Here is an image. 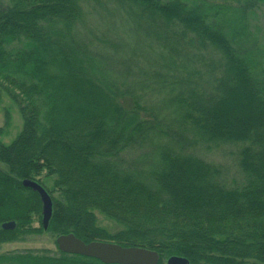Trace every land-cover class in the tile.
<instances>
[{
    "label": "trees",
    "instance_id": "obj_1",
    "mask_svg": "<svg viewBox=\"0 0 264 264\" xmlns=\"http://www.w3.org/2000/svg\"><path fill=\"white\" fill-rule=\"evenodd\" d=\"M79 1L0 0V77L12 83L24 100L17 103L20 133L9 144L0 143L4 168L0 170V217L23 212L22 203L27 201V234L41 232L31 228L32 217L40 210L38 195L27 189L25 197L21 181H35L48 173L57 177L54 188L62 199L61 203L51 199L47 232L53 236L82 229L88 241L104 240L160 256L169 247L189 264L264 263V69L253 73L254 62L245 63L238 52L250 45L245 28L241 29L245 17L236 22L235 13L219 12L232 9L227 5L209 4L212 12L207 8L194 12L170 2L129 0L180 26L229 64L227 80L211 99L206 95L214 85L207 72L196 82L189 71L183 75L184 65L199 58L193 60L181 44L169 40L163 50L184 52L182 66L163 57L155 63L158 71L147 70L157 77L144 82L151 91L146 101H159L164 95L171 101L180 90L199 95L182 102L190 112L192 142L178 133L167 112L155 113L145 103L139 104L143 100L136 96L140 82L126 83L121 77L123 65L134 74L141 68L135 64L146 63L137 61L141 50L133 46L135 34L126 46L113 45L121 38L116 24H110L113 41L102 26L100 31L88 30L99 22L84 20ZM250 2L264 0H244L238 7ZM129 22L122 23L139 29ZM228 22L233 27L225 28ZM144 41L140 43L144 49L155 42ZM127 47L133 48L135 57L124 56ZM185 47L196 48L191 39ZM194 69L190 68L193 74ZM103 93H111L112 101L103 99ZM122 93L138 100L132 113L123 109ZM71 96L90 112L79 109L70 116ZM142 113H149V120ZM133 116L142 121L135 118L133 125ZM119 122L122 130L112 126ZM217 145L232 149L239 183H228L227 169L200 156L201 149L211 152ZM139 147L153 158L141 167H125L120 154ZM96 214L120 223L125 231L108 235L94 227ZM86 225L91 229H84ZM87 261L100 264L80 256H27V264Z\"/></svg>",
    "mask_w": 264,
    "mask_h": 264
},
{
    "label": "rangeland",
    "instance_id": "obj_2",
    "mask_svg": "<svg viewBox=\"0 0 264 264\" xmlns=\"http://www.w3.org/2000/svg\"><path fill=\"white\" fill-rule=\"evenodd\" d=\"M161 3L170 2L171 4L178 5L179 7L185 9V10H193L194 12H202L205 8L209 9V4H217L214 5L216 7L227 5L228 7L232 9H225L223 8L219 12H233L235 13V21L238 22V18L241 19V17H245L246 19L244 25L241 27L245 28L248 37L250 40V45H247V48L239 49V53L242 57V60L245 61V63H251L254 62V70L253 73L262 71L264 69V2H256L255 4L253 2H250L248 4L243 5V7L239 6L241 2L244 0H158ZM209 1L211 3H209ZM243 4V3H242ZM79 9L81 10L80 14L82 13L84 20L85 18L87 20H93V23H98V25H93L94 29H88V30H99L102 26L103 31L107 30V37L110 39L112 36V28L110 27L111 22L113 21L116 24V30L117 33L121 34V38L119 40L115 39L113 41V45H122L126 46L129 42V39L131 40V36L135 34V41L134 45L141 50L137 57V61L140 62H146L142 67L141 64H135L138 69L137 73L132 72L130 67L127 65H123L120 72H124V76H121L125 78V82L128 83L129 80L132 82H140L142 85L140 87H136L138 90L137 97L138 100L143 98L142 103L139 104H146V109L149 108L151 111L157 113L158 109H161L163 112H167L169 118L173 123L176 125H173L174 128L178 131V133L187 138L189 141H195L193 138V134L191 131H189V110L188 106L186 104H182L183 100L188 101L190 98L195 99L198 94L196 92L188 91V90H180L177 91L175 98L170 101L169 96L164 95L159 98V101H146V97L151 95V91L146 85H144V82L149 79V81H154L157 77L156 73L153 74V72H148L147 70H154L158 71V68L156 67L157 63L160 58H165L168 63L171 64V62H175V65L182 66V58H184V52L182 53H170L167 54V51L163 50V47H166L169 40L173 41L174 43H177L176 45L181 44V48L184 51L183 47L191 52V55L193 56L192 59L199 58L198 62L195 61L189 62V66L186 67L184 65L183 75L186 76V72L189 71L191 78L195 80H198V78L201 77V74L204 72H207L212 79V83L214 85L213 89H210L208 94L206 95L207 99H211L212 97H215L218 95V93L221 90V87L223 83L227 80L229 70V64L227 65L226 60L224 61L221 54L212 49L207 44H204L203 47L200 46L199 39L192 36L189 32L183 30L180 26L175 24H168L166 21H163L158 15L149 13V11L143 10L139 6L135 5L134 3H131L129 0H80L79 1ZM209 12H212L209 9ZM214 12V11H213ZM116 14V15H115ZM118 17L117 21L114 19V17ZM89 17V18H88ZM129 19L131 24L136 23L139 27V29H134L132 25L128 23H122L125 20ZM88 21V22H89ZM129 22V23H130ZM123 24L125 26H123ZM128 24V25H127ZM236 25V24H235ZM223 26V25H222ZM225 28L233 27V23L228 22L224 25ZM240 28V27H239ZM79 29V24L77 27V31ZM143 29V30H140ZM100 31V30H99ZM100 33V32H99ZM98 35V34H97ZM144 38L146 40L144 41ZM148 39H152L155 41L151 47H148L147 49L142 48V43H148ZM191 39L195 43L194 49L185 47L187 42ZM202 44V43H201ZM199 48V49H198ZM124 56H136L135 52L132 47L124 48ZM152 51V52H151ZM151 52V55H150ZM215 54V55H214ZM145 56H148L147 58H144ZM108 57V56H107ZM143 59H146L144 61ZM191 58L187 59L189 61L192 60ZM186 60V61H187ZM252 60V61H250ZM212 62V63H209ZM188 64V63H187ZM257 64V67H256ZM256 67V68H255ZM190 68H195L196 71L194 74L190 71ZM101 70L100 68H97ZM102 71V70H101ZM119 72V73H120ZM97 73V72H96ZM100 72H98L99 74ZM116 74V73H115ZM205 74V73H204ZM256 75V74H255ZM112 77V76H111ZM114 79V76L112 77ZM134 79V80H132ZM145 86V87H143ZM76 89V88H73ZM83 89V88H81ZM200 92V91H199ZM103 99H106L108 102L112 101L111 93H103L101 94ZM121 96H123V109L126 108V111H131V113L134 110L135 107L138 106V100L134 98L132 95H127L122 93ZM149 98V97H148ZM205 97H200L201 100L206 101L207 99H203ZM104 100V101H106ZM130 101V102H129ZM186 101V102H187ZM24 104L23 97L21 96V93L16 89V87L8 82L2 79L0 77V143H3L5 145L9 144L17 134L20 133L22 129V119L18 111V104ZM137 103V104H136ZM70 105V110H68L69 115H77L79 109L80 110H87V113L89 109L83 105H80L79 101L75 99L73 96H71L70 101L68 102ZM115 108L118 109L116 103ZM105 107V105H104ZM111 107H113L111 105ZM120 107V106H119ZM106 108V107H105ZM131 108V109H130ZM121 109V107H120ZM149 114V113H148ZM148 114L142 113L141 116H143V119H148ZM65 116V115H64ZM69 118V117H68ZM67 118V119H68ZM130 118V117H129ZM133 118V119H132ZM132 123L134 125V121L136 117H132ZM137 121H142L140 118H136ZM131 122V121H130ZM112 126H116V130H122L120 122L112 123ZM187 129V131H186ZM209 148V146H205ZM200 156L205 158L207 161L213 162L216 165L222 166L224 169H227V182L231 183H239V176L235 173L237 172V169L233 166V152L231 148L228 147H222L221 149L217 146L212 147L211 152L204 151V149H201ZM197 152V151H196ZM148 155V151L143 148H135L130 149L127 151H123L118 159L124 162L125 167H141L143 164H146L148 160L153 158V156H146ZM199 155V154H198ZM0 169L4 170L2 164H0ZM238 173V172H237ZM56 176L52 175L49 176L48 173L43 175H40V177L35 178L36 182L40 183V186L43 187V189L47 192L49 197L56 200L55 203H59L62 199L60 198V195L57 192V189L54 188V182L56 180ZM233 183V184H234ZM233 187V185H232ZM61 203V202H60ZM40 210L35 217L33 216L31 227L37 226V221L39 223L41 218V204H39ZM97 228L103 229L106 234L108 235H116L121 234L125 231V228L118 222L109 220L107 218H104L103 216L97 215L95 216V223L93 225ZM91 226L86 225L84 229H91ZM73 235H77L78 238L84 239L85 242H93L88 241L85 239V235L83 233L82 229H74L72 232ZM71 233V234H72ZM65 235V234H62ZM81 239V240H82ZM55 237L50 233H36V234H27V252H32L36 254H44L46 252V255H58L56 254L54 242ZM96 242H104V243H113L108 242L104 240L96 241ZM114 244V243H113ZM123 247V246H121ZM42 252V253H41ZM162 256L159 255V261L157 264H166L167 260L170 257H179L183 258L179 255V253H175L172 251L169 247L168 249H165L163 253H161ZM88 262V261H87ZM241 264H264V263H256L255 261L251 260H245L240 261ZM87 264V263H85ZM88 264H97L96 262H88ZM101 264V263H100ZM236 264H239V262H236Z\"/></svg>",
    "mask_w": 264,
    "mask_h": 264
},
{
    "label": "water",
    "instance_id": "obj_3",
    "mask_svg": "<svg viewBox=\"0 0 264 264\" xmlns=\"http://www.w3.org/2000/svg\"><path fill=\"white\" fill-rule=\"evenodd\" d=\"M21 185L38 195L41 204V225L46 230L52 215L51 198L35 181L26 179L21 181ZM55 243L58 250L64 254L96 260L101 264H157L159 261V255L155 251L96 241L84 243L73 234L60 235ZM166 264H189V262L185 258L170 257Z\"/></svg>",
    "mask_w": 264,
    "mask_h": 264
},
{
    "label": "flooded vegetation",
    "instance_id": "obj_4",
    "mask_svg": "<svg viewBox=\"0 0 264 264\" xmlns=\"http://www.w3.org/2000/svg\"><path fill=\"white\" fill-rule=\"evenodd\" d=\"M23 189L25 191H23L22 193L25 197H27V189ZM22 204L24 205L23 212L13 213V217H0V264H27V256L39 258L58 257L59 254L72 256L64 254L58 250L55 240L60 235L54 236L55 240L53 242L56 254L58 255H46V252H44V254L27 252V201H24ZM41 219L42 214L39 223L37 221L38 225L34 228H31L41 230L42 233H48V228L46 230L42 228Z\"/></svg>",
    "mask_w": 264,
    "mask_h": 264
}]
</instances>
